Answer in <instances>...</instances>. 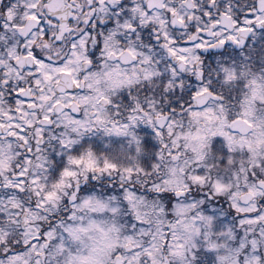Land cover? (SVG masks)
I'll list each match as a JSON object with an SVG mask.
<instances>
[{"label": "snow or ice", "instance_id": "snow-or-ice-1", "mask_svg": "<svg viewBox=\"0 0 264 264\" xmlns=\"http://www.w3.org/2000/svg\"><path fill=\"white\" fill-rule=\"evenodd\" d=\"M0 264H264V0H0Z\"/></svg>", "mask_w": 264, "mask_h": 264}]
</instances>
